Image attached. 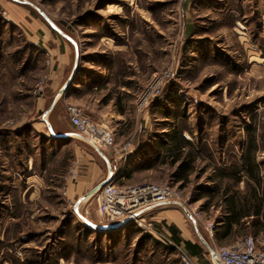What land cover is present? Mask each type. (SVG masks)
<instances>
[{
    "label": "rangeland",
    "instance_id": "obj_1",
    "mask_svg": "<svg viewBox=\"0 0 264 264\" xmlns=\"http://www.w3.org/2000/svg\"><path fill=\"white\" fill-rule=\"evenodd\" d=\"M27 3L78 46L76 76L51 113L59 91L50 93V80L43 97L35 87L51 75L47 62L54 61L28 27L46 20ZM167 72L171 77L145 103L146 92ZM81 76L89 88L108 90L106 101L113 99L111 108L124 114L123 123L111 116L104 121L117 139L108 151L122 168L116 183L181 192L182 206L146 216L156 237L182 244L171 232L176 224L183 240L203 248L195 264H217L185 207L213 251L249 236L264 241V0H0V264H182L176 249L163 248L135 223L113 228L102 222L97 193L86 199L70 194L81 151L106 163L86 141L49 135L43 119L58 130L70 123L68 107H82L67 99ZM174 136H182L181 155L195 160L184 185L176 181L178 164L165 153ZM250 148L261 184L245 173L239 184L222 182L219 171L241 167ZM221 183L241 196L257 186L263 201L261 213L227 238L220 229L226 204L222 196L211 200L207 190ZM208 224L215 226L213 236Z\"/></svg>",
    "mask_w": 264,
    "mask_h": 264
},
{
    "label": "built area",
    "instance_id": "obj_2",
    "mask_svg": "<svg viewBox=\"0 0 264 264\" xmlns=\"http://www.w3.org/2000/svg\"><path fill=\"white\" fill-rule=\"evenodd\" d=\"M47 66L52 69L51 60L47 62ZM170 77L171 74L168 72L157 77L155 83L146 92L143 101L147 103L149 97ZM49 80L50 74L44 75L36 84L35 94L43 97ZM68 118L76 134L92 146L106 152L116 149V134L107 124L92 120L82 108L74 105L68 107ZM117 180L118 178L111 179L97 192V211L102 222L108 226L132 222L145 234L148 232L154 235L153 224L146 218L148 210L172 204L182 205L181 192L176 187L149 183L122 186L116 183ZM206 229L213 236L215 226L208 224ZM156 238L164 245L174 247L182 264H195L183 244L167 238H164L166 241ZM214 252L219 264H264V241L253 236L240 238L229 246L218 247Z\"/></svg>",
    "mask_w": 264,
    "mask_h": 264
},
{
    "label": "crops",
    "instance_id": "obj_3",
    "mask_svg": "<svg viewBox=\"0 0 264 264\" xmlns=\"http://www.w3.org/2000/svg\"><path fill=\"white\" fill-rule=\"evenodd\" d=\"M8 11L10 13H13L12 8H9ZM45 23H42V22H36L33 24L31 23L28 25V27L31 31V39L37 45H39L40 48L47 51L52 56L53 61H54L53 69L50 75V93H54V91L56 92L57 90L60 92L62 88L64 87V85L70 79L73 73L74 67H75L76 61L71 67V62H72L71 55L73 51L71 45L75 49L76 58H77L76 43L72 38L70 37L68 38V36L66 35L63 36L58 31H56L47 21ZM99 73H100L99 77L101 76L104 77L102 72H99ZM85 79H86L85 76H81V80L79 81V83H77V85H74L75 89L72 91V94L68 96L69 99L67 100H70L76 103L77 105L81 106L84 112H85V109L95 111L99 115V117L104 118L102 120L103 122L99 121L98 123H104L105 118H107L108 116L115 118L116 121L119 123H123L124 120L122 119H123L124 114L122 112H119L116 109L117 107L115 106L111 108V104L115 103L114 100L112 99L111 101L107 102L105 99L109 91L106 89H102L101 87L97 89L95 86H93L92 88H89V86L85 82ZM99 84L101 83L99 82ZM125 88L126 87H123L121 91H124ZM87 89H90V91L89 90L87 91ZM58 94L56 96L57 101H59V99L61 98V96H58ZM53 109L52 110L49 109L48 113L53 112ZM109 109H111V111H108ZM43 122H44V126L46 127L49 135H51L52 137L61 138L67 141L70 140L69 141L70 143H72L71 139H75V137L83 140L80 136H78L75 133V131H73V127L71 126L70 123L65 124V125L60 124L59 127H61L60 128L61 130H58L57 126H55L53 122L51 123V121H49L47 118H44ZM44 135L48 136L47 134H44ZM76 148L79 149L78 147ZM94 149L98 153L97 149L96 148ZM103 152L111 164V168L113 170V178H118V176H120V173L122 172V168L119 171L117 170L118 169L117 166L112 164V162L117 161L116 159L117 155L115 156V159H114V158H111V155H109L108 151L107 152L103 151ZM84 155L86 156L84 157ZM98 155L100 156L99 153ZM80 156H81V158L79 159L80 162L78 163L79 172H78L76 181L74 182V184H72V187H70L69 190H70V194L72 195V197H78L79 199L83 197L84 199V197L89 192L94 190L96 187H98L103 182L109 180L111 178V173H110V169L108 165L105 164L106 165L105 166L103 162H101L93 154H87L86 152L81 151ZM163 207L165 206L148 210L147 216L149 217V215L153 213V211L160 210ZM165 217L166 216H164L163 219L161 218V220L163 221L166 220ZM153 219H157V217ZM165 224H168V222ZM174 226L176 227L177 232L181 231L180 228L176 224H174ZM177 236L181 238L183 245H185L184 244L185 241L190 242L192 245H197V243L193 242L190 239L183 240L184 238H182V235L179 233L177 234ZM189 254L191 255V257H193L194 260H196L197 262L198 261L200 262V260H202V256L204 255V252H200L199 255H196L195 253H191L189 251ZM211 258H212L213 263L216 262L217 264H219L212 256V253H211Z\"/></svg>",
    "mask_w": 264,
    "mask_h": 264
},
{
    "label": "trees",
    "instance_id": "obj_4",
    "mask_svg": "<svg viewBox=\"0 0 264 264\" xmlns=\"http://www.w3.org/2000/svg\"><path fill=\"white\" fill-rule=\"evenodd\" d=\"M251 143L254 144L255 142L252 141ZM171 147L172 148L169 147L166 149L165 153H167V156L171 159L173 164H178L175 172L176 181L177 183H182L183 185L187 184L190 182V178L195 172V160L191 156L183 157V155H181V150L183 149L182 136H174ZM156 160H158L157 156L153 158V161ZM257 168L255 153L253 148H250L241 167L235 166L233 170L228 172L220 170L219 176L222 179V182L226 179H233L235 184H239L242 180V175L245 173L251 181L259 185L261 184V179ZM256 187L254 188V186H250L249 193L244 196H241L240 192H236L231 195L232 192L224 186L223 183L215 186L213 189H207L210 194L214 193L211 196V200L214 201L216 196H222V200L226 204L228 212L222 222H220V229L223 231V235L226 236V238L231 237L238 229H242L247 219L258 216L261 213L263 201L259 200ZM171 232L173 233L176 241L180 243L181 240L176 238L178 234L176 228L172 227ZM158 244L167 250L175 251V248L172 246L164 245L163 243ZM184 244L191 253L199 255L200 252H203V249L199 244L192 245L190 242H184Z\"/></svg>",
    "mask_w": 264,
    "mask_h": 264
},
{
    "label": "water",
    "instance_id": "obj_5",
    "mask_svg": "<svg viewBox=\"0 0 264 264\" xmlns=\"http://www.w3.org/2000/svg\"><path fill=\"white\" fill-rule=\"evenodd\" d=\"M29 4L30 6H32L33 8H35L40 14L41 16L56 30L58 31L60 34H62L63 36H65V34L61 31V29H59V27L40 9L38 8L37 6H35L34 4L32 3H27ZM69 38V37H68ZM76 48H77V60H76V63H75V67H74V70H73V73L70 77V79L68 80V82L64 85V87L62 88V90L59 92L58 96H62L65 94V92L67 91V89L69 88V86L72 84L75 76H76V73H77V68H78V59H79V52H78V46L76 44ZM57 103V98L54 100L50 110H52L55 105ZM98 151V153L100 154V156L103 158V160L106 162V164L108 165L109 169H110V173H111V178L105 182H103L102 184H100L98 187H96L94 190H92L91 192H89L85 197L84 199L86 198H89L91 196H93L94 194H96L101 188H103L106 184H108L111 179L113 178V170L111 168V164L108 160V158L106 157V155L104 154V152L102 150H100L99 148L95 147ZM181 205V204H179ZM182 206V205H181ZM184 210L186 212V214L189 216V218L193 221L194 225H195V229H196V233H197V236L200 240V242L212 253V256L214 257V259L219 263V260L217 259L216 255H215V252L212 250L211 246L208 244V242L203 238V236L201 235L199 229H198V225L196 223V221L193 219V217L191 216V214L189 213V211L184 207ZM81 219L84 220V218L81 216ZM86 221V220H85ZM87 222V221H86ZM88 223V222H87ZM128 222L124 223V224H120L118 226H112L113 228H118V227H123L125 224H127Z\"/></svg>",
    "mask_w": 264,
    "mask_h": 264
}]
</instances>
